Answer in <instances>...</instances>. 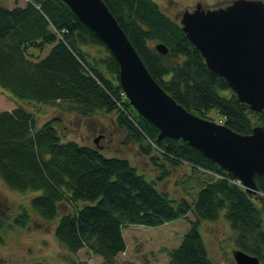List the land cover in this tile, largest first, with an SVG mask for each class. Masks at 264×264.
I'll use <instances>...</instances> for the list:
<instances>
[{"label":"trees","instance_id":"trees-1","mask_svg":"<svg viewBox=\"0 0 264 264\" xmlns=\"http://www.w3.org/2000/svg\"><path fill=\"white\" fill-rule=\"evenodd\" d=\"M133 44L149 73L177 103L241 134L264 125L205 63L178 20L155 0H103ZM162 43L166 54L152 44ZM49 54L39 59L33 50ZM86 47L100 51L93 56ZM119 64L103 41L62 0H27L13 8L0 3V86L21 100L56 106L64 114H115L140 152L165 180L189 167L199 178L193 201L177 206L125 158L106 157L96 147L64 140L56 119L38 124L36 111L22 105L0 111V179L10 188L41 192L30 200L44 221H57L54 235L70 253L89 250L103 264H118L126 251L129 225L160 226L193 213L181 243L167 264H215L200 231L221 211L236 230L235 247L264 263V215L257 195L233 184L217 164L182 139L158 138L159 131L131 105L119 82ZM215 109L217 119L209 116ZM188 174V175H189ZM264 194V175L255 178ZM65 208V210H63ZM67 209V210H66ZM24 210L14 223L25 227ZM5 219L0 214V229ZM35 264H57L37 262Z\"/></svg>","mask_w":264,"mask_h":264},{"label":"water","instance_id":"water-1","mask_svg":"<svg viewBox=\"0 0 264 264\" xmlns=\"http://www.w3.org/2000/svg\"><path fill=\"white\" fill-rule=\"evenodd\" d=\"M107 46L119 64V82L129 103L159 131L158 138L182 139L233 178L247 193L259 190L264 175V125L241 134L192 113L149 73L139 53L103 0H62ZM186 37L201 53L208 70L223 77L238 100L253 112L264 111V0H234L217 8L198 3L178 16ZM155 49L166 54L158 43ZM98 139L94 141L97 144ZM236 264H260L241 249Z\"/></svg>","mask_w":264,"mask_h":264},{"label":"rangeland","instance_id":"rangeland-1","mask_svg":"<svg viewBox=\"0 0 264 264\" xmlns=\"http://www.w3.org/2000/svg\"><path fill=\"white\" fill-rule=\"evenodd\" d=\"M27 0H0L8 8L24 6ZM161 9L172 18L185 9H193L198 3L205 8H217L230 4L234 0H155ZM156 44L153 43L152 46ZM52 45L43 51L33 50L35 57H46ZM93 56L101 54L94 47H86ZM22 105L27 110L36 111L38 124L55 120L64 140H75L81 145L96 147L106 157L127 159L155 187L166 192L177 206L183 199L193 201L199 192V178L189 174V167L177 168L165 180L158 178L159 171L153 166L149 157L143 155L137 143L131 140L125 129L118 127L115 114L97 113L90 117H81L73 113L64 114L56 106L36 105L21 100L0 86V111L12 110ZM31 111V110H30ZM211 118L217 119L215 109L209 111ZM218 120H216L217 122ZM220 123V122H219ZM98 143H95V139ZM189 174V175H188ZM41 192H21L7 186L0 179V214L5 219V226L0 229V264H35L48 262L57 264H103V259L89 250H80L77 255L70 253L54 235L56 221H44L31 206V198ZM262 206L264 215V196L256 198ZM26 210L30 222L25 227L14 223L16 215ZM65 210V208H63ZM67 210V209H66ZM221 211L216 221H201L200 231L206 244L209 257L215 264H236L233 258L236 230ZM193 213L187 218L167 222L160 226L129 225L122 231L127 243L126 251L117 257L118 264H167L169 252L181 243L189 229V220H195ZM261 264H264L261 262Z\"/></svg>","mask_w":264,"mask_h":264},{"label":"built area","instance_id":"built-area-1","mask_svg":"<svg viewBox=\"0 0 264 264\" xmlns=\"http://www.w3.org/2000/svg\"><path fill=\"white\" fill-rule=\"evenodd\" d=\"M214 175H216V176L219 177V178H226V179H228L229 181H231L233 184H236V185H238V186H242L241 181L238 180V179H234V178H231V177H225V176L218 175V174H214Z\"/></svg>","mask_w":264,"mask_h":264},{"label":"crops","instance_id":"crops-1","mask_svg":"<svg viewBox=\"0 0 264 264\" xmlns=\"http://www.w3.org/2000/svg\"><path fill=\"white\" fill-rule=\"evenodd\" d=\"M124 233V232H123Z\"/></svg>","mask_w":264,"mask_h":264}]
</instances>
